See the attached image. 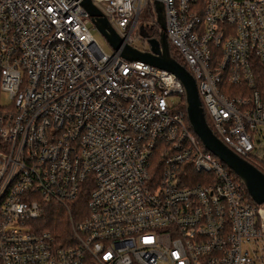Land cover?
Wrapping results in <instances>:
<instances>
[{"label": "built area", "instance_id": "built-area-1", "mask_svg": "<svg viewBox=\"0 0 264 264\" xmlns=\"http://www.w3.org/2000/svg\"><path fill=\"white\" fill-rule=\"evenodd\" d=\"M90 1L131 46L156 24L153 0ZM159 1L206 123L264 173V0ZM90 27L79 0H0V264H264V202L168 98L179 80Z\"/></svg>", "mask_w": 264, "mask_h": 264}, {"label": "water", "instance_id": "water-1", "mask_svg": "<svg viewBox=\"0 0 264 264\" xmlns=\"http://www.w3.org/2000/svg\"><path fill=\"white\" fill-rule=\"evenodd\" d=\"M79 2L88 13L94 27L105 37L113 49H119L121 57L127 60L144 61L175 75L182 86L187 121L203 147L217 156L234 172L255 203L264 202V173L224 144L206 123L194 79L170 51L164 31L162 3L159 0L152 2L154 18L158 26L157 37L149 36L144 26L138 25V35L148 44L147 49H142L125 42L90 0H79Z\"/></svg>", "mask_w": 264, "mask_h": 264}, {"label": "trees", "instance_id": "trees-1", "mask_svg": "<svg viewBox=\"0 0 264 264\" xmlns=\"http://www.w3.org/2000/svg\"><path fill=\"white\" fill-rule=\"evenodd\" d=\"M148 13H149V10L145 8L142 11V17H144V18L146 17V19H147ZM145 29H146L148 35H150V36H155L157 34V26H156L155 23H149L148 22V24L146 25ZM170 51H171L172 55L174 56V58L178 62L183 64L182 59L177 55L175 49L172 46H170ZM0 100H1V93H0ZM179 105H180V107L184 108L183 95H181V97H180ZM0 107H1V104H0ZM229 170L237 178V176L234 174V172L231 169H229ZM58 216H59V212H53V213L47 214L46 217H45L44 224L46 226H49V227H52V228H56L57 223L55 221L57 220Z\"/></svg>", "mask_w": 264, "mask_h": 264}, {"label": "rangeland", "instance_id": "rangeland-1", "mask_svg": "<svg viewBox=\"0 0 264 264\" xmlns=\"http://www.w3.org/2000/svg\"><path fill=\"white\" fill-rule=\"evenodd\" d=\"M141 15L138 17L139 21L142 19ZM90 33H91L94 41L97 43V45L100 47V49L103 52H105V53L112 52V46L110 45V43L105 39V37L95 27H90ZM131 36H132V43L133 44H135L136 46L141 47V48L142 47L148 48V44L146 43V41H144V43H142L143 41L141 40V38L140 37L138 38L137 36H135L134 32L131 33ZM0 93L2 95L1 91H0ZM168 98L173 100V101L180 100V97L177 94H171V95H169ZM262 206L264 207V204Z\"/></svg>", "mask_w": 264, "mask_h": 264}, {"label": "flooded vegetation", "instance_id": "flooded-vegetation-1", "mask_svg": "<svg viewBox=\"0 0 264 264\" xmlns=\"http://www.w3.org/2000/svg\"><path fill=\"white\" fill-rule=\"evenodd\" d=\"M141 40L143 41L142 43H144L145 40L144 39H141Z\"/></svg>", "mask_w": 264, "mask_h": 264}]
</instances>
